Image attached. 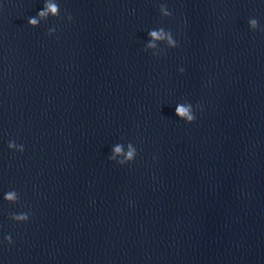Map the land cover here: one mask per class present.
I'll return each mask as SVG.
<instances>
[{"label": "water", "instance_id": "95a60500", "mask_svg": "<svg viewBox=\"0 0 264 264\" xmlns=\"http://www.w3.org/2000/svg\"><path fill=\"white\" fill-rule=\"evenodd\" d=\"M0 264H264V0H0Z\"/></svg>", "mask_w": 264, "mask_h": 264}, {"label": "clouds", "instance_id": "9594fccd", "mask_svg": "<svg viewBox=\"0 0 264 264\" xmlns=\"http://www.w3.org/2000/svg\"><path fill=\"white\" fill-rule=\"evenodd\" d=\"M48 10L55 14V13H57V6L54 5V4L48 5ZM40 15L43 16V15H45V13L44 12H41ZM164 15L165 16H171L172 15V12L165 11L164 12ZM68 19L71 20L72 17L69 16ZM29 24L36 25L37 24V20L36 19H29ZM249 24L251 25V28L253 30L257 29V27H258V21L256 19H251L249 21ZM149 34L154 39H161L162 36H163V30H161L160 32L151 31ZM169 43L172 44L173 46H176V42L171 40L170 35H169ZM150 47H154V45H150ZM176 112L181 117H187V121L189 123L194 122L195 119H196L195 116H193V115L190 114L189 108H185L183 106H179L178 105L177 108H176ZM15 146L16 145L14 143H9V147L10 148H14ZM23 151H24V148H23V146H21V152H23ZM120 151H121V149L119 147H117L116 148V152L119 153ZM132 156H133V153L132 152H129L128 157L129 158H132ZM5 199H7L8 201H15L16 200V194L14 192H10V193H8L6 195ZM14 219H16L17 221L27 222V221H29L30 216L27 213H20V214L14 215ZM6 239H7V241H8L9 244H11L13 242L12 241V237L10 235L7 236Z\"/></svg>", "mask_w": 264, "mask_h": 264}]
</instances>
